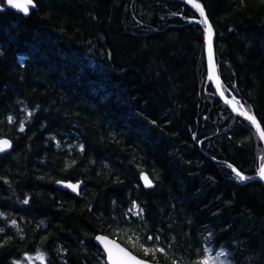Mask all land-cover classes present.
I'll return each instance as SVG.
<instances>
[{"label":"trees","instance_id":"1","mask_svg":"<svg viewBox=\"0 0 264 264\" xmlns=\"http://www.w3.org/2000/svg\"><path fill=\"white\" fill-rule=\"evenodd\" d=\"M199 1L225 93L264 128V0ZM35 2L23 15L0 0V139L13 142L0 151V264H106L98 233L166 264H205L206 242L230 264H264V184L247 181L264 144L217 96L199 9Z\"/></svg>","mask_w":264,"mask_h":264},{"label":"water","instance_id":"2","mask_svg":"<svg viewBox=\"0 0 264 264\" xmlns=\"http://www.w3.org/2000/svg\"><path fill=\"white\" fill-rule=\"evenodd\" d=\"M7 5L11 8H13L15 11H17L18 13H21L23 15H29L31 12V9L34 8L36 6V2L35 0H31V3H28V0H13V4L10 5L8 3V0H5ZM183 2H186L194 7H196V4H199L203 10H204V16L207 17L208 23L212 26V31H211V54L209 53V36L207 33V26L205 25V37H206V59H207V69H208V77L209 79L212 81L216 92H217V96L223 100V102L236 114L239 115L243 118H245L246 120H248L250 123L251 121L248 119V115H253L256 118L257 123L260 125V129L259 131L257 130L256 126H254V128L257 130L263 144H264V138L261 137L260 132L264 131V128L262 126V123L260 122V120L258 119V117L253 113L250 112L246 107L245 104L240 102L239 99H236L235 97H230L228 96L223 87H222V77L220 75L219 72V68H218V62H217V57H216V48H215V39H216V31L215 28L208 16V13L203 5V3L199 0H180ZM20 5L19 7L15 6V5ZM25 7L27 8V11H25ZM0 8H1V3H0ZM197 8V7H196ZM204 19V17H202V19L200 18H196L193 19V22H202ZM214 65L215 67V76H211L210 77V73L212 71V66ZM218 77V79H217ZM247 113V114H245ZM0 140H6L9 142L10 147L6 148L5 150H10L13 147V142L9 137H2ZM260 163H261V158H260ZM262 166H264V162L262 164ZM239 172L240 174H242V172L238 169H236V172ZM243 175V174H242ZM244 176V175H243ZM145 177H147V181L144 179ZM245 177V176H244ZM141 178L142 181L144 183V185L146 187H150L152 185V181L150 179V176L148 175V173H146L145 171H143L141 173ZM254 179H259L261 182H263L264 184V179H262L260 177V175L258 174V176L256 177H252V178H248L247 181H252ZM84 182L83 181H67V180H60L58 181V185L64 189H68L70 190L72 193L78 194L81 190V187L83 186ZM69 185H77V187L75 188V190L72 187H69ZM98 237L102 238V239H98ZM95 243L103 250L104 254H105V261L106 264H113V261L109 259L108 256V251H107V247H106V241L107 242H113L116 245H118L120 248L125 249L127 252H129L132 256H135L138 260L141 261H146L148 262V264H166L164 262H158V261H152L149 260L147 258H144L140 255H138L137 253H135L132 249H130L127 245H125L123 242H121L120 240H118L117 238L113 237L110 234H105V233H98L95 238Z\"/></svg>","mask_w":264,"mask_h":264},{"label":"snow or ice","instance_id":"3","mask_svg":"<svg viewBox=\"0 0 264 264\" xmlns=\"http://www.w3.org/2000/svg\"><path fill=\"white\" fill-rule=\"evenodd\" d=\"M190 2H191V0H190ZM8 3L10 5H12L13 4V0H8ZM28 3H31V0H28ZM15 6L19 7L20 5L17 4ZM196 7L199 9L200 15L202 17H204L202 23L207 26V33H208V36H209V53L211 54V31H212V26L208 23L207 17L204 16L203 8L199 4H196ZM25 11H27L26 7H25ZM211 76H215V67H214V65L212 66V71L210 73V77ZM217 79H218V77H217ZM245 114H247V113H245ZM247 115H248V119L251 121V123L253 125L256 126L257 130L259 131L260 125L257 123L255 116L250 115V114H247ZM21 130H23V129H21ZM260 135H261L262 138H264V131H261ZM8 147H10V144H9L8 141L0 140V151H4ZM234 171H236V170L234 169ZM236 175L241 180L246 179V177H244L238 171L236 172ZM259 175H260V177L262 179H264V166L261 167V169L259 171ZM144 179L147 181V177H145ZM69 187H72L75 190L77 185H69ZM26 202L27 201H25V203ZM134 207H136V206L134 205ZM98 239H102V238L98 237ZM148 239L151 240L152 237H148ZM156 239L158 240L159 238L157 237ZM106 247H107L109 259L113 261V264H148V262H146V261L138 260L135 256H132L125 249L120 248L118 245H116L113 242H107L106 241ZM140 247L144 250L145 254H149V253H153L154 254L156 252L163 253L165 251L164 248H146L143 244H141ZM205 264H206V262H205Z\"/></svg>","mask_w":264,"mask_h":264},{"label":"rangeland","instance_id":"4","mask_svg":"<svg viewBox=\"0 0 264 264\" xmlns=\"http://www.w3.org/2000/svg\"><path fill=\"white\" fill-rule=\"evenodd\" d=\"M31 264H44L46 259L41 253H37L30 257ZM203 261L206 264H230L229 256L225 249L215 248L210 242L205 244V255Z\"/></svg>","mask_w":264,"mask_h":264}]
</instances>
